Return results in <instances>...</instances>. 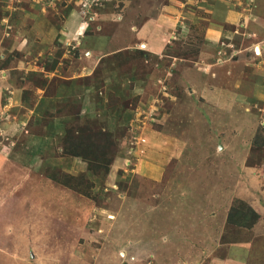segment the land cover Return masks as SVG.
I'll list each match as a JSON object with an SVG mask.
<instances>
[{
    "label": "rangeland",
    "instance_id": "374dc122",
    "mask_svg": "<svg viewBox=\"0 0 264 264\" xmlns=\"http://www.w3.org/2000/svg\"><path fill=\"white\" fill-rule=\"evenodd\" d=\"M164 4L0 0V264H264L262 29L162 42Z\"/></svg>",
    "mask_w": 264,
    "mask_h": 264
},
{
    "label": "crops",
    "instance_id": "0c3cea01",
    "mask_svg": "<svg viewBox=\"0 0 264 264\" xmlns=\"http://www.w3.org/2000/svg\"><path fill=\"white\" fill-rule=\"evenodd\" d=\"M210 1L211 0H205L197 3L199 0H171V2L167 0L166 5L157 6L158 10L155 9L156 6L154 7L155 12L153 14L155 17H151V13L153 12L152 9L147 11L149 17L148 20L144 22V25L148 26L149 30L156 29L155 26L159 27L158 34L160 38H162V42H164L166 34H170L169 30H175L178 27L180 28L179 25L181 24V21H185V18L182 19L183 16L187 17L186 15H188L193 17L192 15H195L193 19H200L208 23L204 37L207 45L214 47L222 39H229L227 36L235 34V31L231 32L226 28L239 25L242 20L245 22L244 19L246 21L251 20V23L255 20L256 22H253L254 25L256 24L254 26V31L256 30V26L262 29V33H260V37L262 38L256 39V42H258L257 47H259L258 53L261 51L262 58L254 67V76L252 78L243 75L239 76L238 79L236 78L235 84L228 90V92L234 93L238 96L248 93L254 98V100L264 102V18L260 13H255L256 9L253 13L255 15H246L242 14V11L234 7L235 5H229L228 3L221 1H218L213 5ZM263 2L264 0H256V3L259 5ZM202 13L205 14L204 17L201 16L203 15ZM134 27L137 28L136 25ZM141 40L147 44L146 47L150 51L151 41L146 39V37ZM254 47L256 48V46H252L249 49L253 50ZM150 52L153 54L158 53L157 50H151ZM258 53L257 55H259ZM151 170L152 172H155L156 168H152Z\"/></svg>",
    "mask_w": 264,
    "mask_h": 264
},
{
    "label": "built area",
    "instance_id": "2783aa9c",
    "mask_svg": "<svg viewBox=\"0 0 264 264\" xmlns=\"http://www.w3.org/2000/svg\"><path fill=\"white\" fill-rule=\"evenodd\" d=\"M256 50H257V48H254V49H253V52H254L255 54H257Z\"/></svg>",
    "mask_w": 264,
    "mask_h": 264
}]
</instances>
